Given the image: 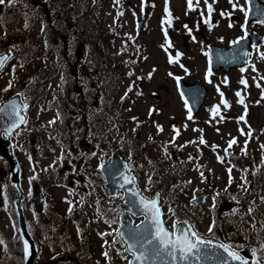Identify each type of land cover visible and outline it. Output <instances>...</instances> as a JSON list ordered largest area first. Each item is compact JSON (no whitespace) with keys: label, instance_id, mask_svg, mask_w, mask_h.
Returning a JSON list of instances; mask_svg holds the SVG:
<instances>
[{"label":"rangeland","instance_id":"rangeland-1","mask_svg":"<svg viewBox=\"0 0 264 264\" xmlns=\"http://www.w3.org/2000/svg\"><path fill=\"white\" fill-rule=\"evenodd\" d=\"M78 1L81 7L96 2L98 13L84 17L79 26L64 32L67 54L49 58L42 67L49 66V80L38 85L36 81L41 73L24 79L32 86L36 82L37 91L43 86L51 93L60 92L68 101L77 102L76 110L80 111L78 117L67 121L59 118L53 109L33 108L35 127H32V136L51 146L44 147L43 155L47 157L41 159L40 165L28 153L18 155L22 167L20 183L26 199L25 213L31 215L34 212L27 202L30 177H45L40 166L55 163L56 169L60 168L65 158L71 156L60 142L67 144L73 138L84 137L93 140L97 149L93 156H85L86 164L81 166L90 184L86 203L77 201L67 189L58 185H47L43 192L46 201H57L61 210H66L69 205L66 199L76 202L72 208L74 222L66 232L80 233L85 264H128L130 259L117 237L119 220H111L116 212L127 209L122 207V193L110 196L99 171L101 162L109 159L112 151H117L127 161L145 195L160 193L159 204L168 229L171 230L173 220H187L209 239L234 246L246 241L260 252V260L264 258L260 248L264 243V164L261 163L264 156L261 148L264 145V23H246L245 0H232L231 3L230 0H207V4L212 5L211 13L205 0H193L192 10L188 8L187 0H167L170 17L165 13V0H119V3L115 0H73V10H78ZM261 1L264 4V0ZM95 20L101 32L97 39L92 36L91 21ZM61 24L59 20L54 21L40 37L41 19L31 28L33 35L38 37L36 56L53 42L52 27ZM19 25L26 26L23 20ZM245 30H254L262 36L257 45L249 48L247 63L242 68L211 69L209 45H230L243 37ZM6 31L0 27V38ZM165 31L171 47L166 42ZM79 43L84 46L85 59L81 73L73 77L68 72V65L65 69V57L68 56V63L73 62ZM177 52L181 53L178 62L169 63V56L175 59ZM107 56H113L115 62L120 61L113 69L121 67L123 76L115 80L106 78V71L112 70L111 65L103 66ZM32 64L40 67L42 60L37 58ZM15 65L20 66V63L15 62ZM11 67L12 64L8 71ZM179 79L199 82L206 87L204 102L197 113L190 110L180 91ZM241 80L246 84H241ZM75 84H82L86 91L81 104L78 94L72 90ZM96 94L99 96L97 104L94 103ZM240 98L244 104L238 102ZM214 106H218V116L212 115ZM245 106L247 114L245 120L240 121L239 117L245 115ZM189 111L192 119L188 118ZM62 115L69 114L62 111ZM50 121L55 122L50 124ZM157 125L163 130L158 131ZM249 132L251 135H247ZM201 137L205 141L203 144L199 142ZM233 138L237 143L229 148L228 141ZM245 147L247 155L241 152ZM1 171L2 165L0 174ZM257 173L261 174L260 179L257 183L251 182L249 176ZM148 177L152 178V183L148 182ZM3 181L9 187L8 179L4 177ZM199 192L207 194L204 203L193 202ZM214 197L215 209L212 207ZM93 202L99 210L106 211L103 218L92 214ZM222 202L233 205L221 208ZM169 206L175 209V216L168 212ZM250 208L252 212H249ZM15 218L13 198L5 196V203L0 207V226L11 229ZM210 225L213 226L212 233L208 231ZM104 252L108 253L107 257ZM50 255L49 252L45 254L46 257ZM19 257H23V252Z\"/></svg>","mask_w":264,"mask_h":264},{"label":"snow or ice","instance_id":"snow-or-ice-1","mask_svg":"<svg viewBox=\"0 0 264 264\" xmlns=\"http://www.w3.org/2000/svg\"><path fill=\"white\" fill-rule=\"evenodd\" d=\"M17 0H7L9 5H14ZM116 3H119V0H115ZM232 0H230V3ZM6 0H0V5H4ZM207 4V0H205ZM165 13L170 17L169 10L167 8V0H165ZM189 10L193 9V0H187ZM234 8L236 4L233 3L232 5ZM208 12H212V5L207 4ZM143 11V6H142ZM122 15V13H121ZM223 15V13H221ZM248 13L245 12V16L247 17ZM264 15V13H261ZM264 22V21H262ZM163 23V21H162ZM169 25L171 23L170 19L168 21ZM205 23H208L206 20ZM187 28V25H185ZM248 35L247 33L245 34ZM166 42H167V32L165 31ZM245 39L241 37L240 40ZM233 41L232 43L237 44L240 42ZM168 43V47H171L170 42ZM163 47V45H162ZM167 50V49H166ZM181 53L177 52L175 59L172 56H169V63L178 62ZM264 58V57H262ZM10 59L9 55L0 54V68H3L6 62ZM211 69H209V74ZM131 75V73H129ZM151 75V74H149ZM171 75V73H170ZM241 84H246V81L241 80ZM259 86V85H258ZM12 87V82L9 81L7 88L4 91H7L8 88ZM131 89L129 88V91ZM219 90V89H218ZM19 95V94H18ZM236 95L240 97V93L237 92ZM127 96V92L125 93ZM223 97V93H221ZM124 99V97H121ZM225 106H227V102L222 99L221 101ZM240 104H244L243 98H240L238 101ZM28 107L27 104H20L17 103L15 99L8 101L7 103L0 102V114L9 116L11 118V123L8 126L0 128V132L3 133L5 137H9L12 133L14 128H17L20 124L26 123V118L24 115H21V109H26ZM187 107V103H186ZM151 114V110L150 113ZM219 110L218 106H214L212 109V115L218 116ZM247 114V108L245 106V115L239 117L240 121L245 120V116ZM189 119H192L191 112L189 111ZM223 118V117H221ZM135 119V117H133ZM55 121H50L49 123H54ZM157 130L162 131L163 129L161 126L157 125ZM176 134L178 135L179 132L174 128ZM19 133H17L18 135ZM241 134L244 135L245 133L241 129ZM247 135H251V132L247 133ZM201 144L205 143L203 137H201L200 141ZM237 143L235 138L228 141V147L231 148L234 144ZM245 145H247V141H245ZM261 148L264 149V145H261ZM227 153V149H225ZM241 152L244 155H247L246 147L241 149ZM191 158V157H190ZM218 159H222L218 157ZM261 163L264 164V156L261 157ZM100 167H104L103 162H101ZM128 167V165H125ZM229 174H231L232 169H228ZM247 172V169H244ZM203 175V173L201 174ZM36 177H30L31 180H35ZM242 180L245 178L242 176ZM148 182L152 183V178L148 177ZM190 183V181H189ZM232 183L231 175L229 178V184ZM126 185H132L131 188H126ZM136 178L134 176L126 175L123 176V183H121L120 188L124 189L126 192H130L132 197L134 198L131 203L134 207H137L142 210V213L145 217L144 221L140 225L136 226V229L129 232L127 234L128 241H126L127 247L125 251L129 252L133 257L132 260H128V264H199V262L203 259H206L209 255V250L212 251V254H216L217 250H222V253L225 254L222 258L221 264H229V261L237 262V264H249V261L246 257L241 255L238 248H242L243 246H236L233 248L232 245L227 243H214L212 240H206L201 237V235L195 230L194 225H191L189 221L184 220H173L171 230H169L165 226V220L163 219L164 213L162 212L161 206L158 203V197L160 193H156L155 197L149 198L143 195L137 188H136ZM244 187V185H241ZM245 190H247L245 188ZM218 195V194H217ZM138 198V199H137ZM235 199V197H233ZM193 202H196V197H193ZM213 209H215V197L213 198ZM72 211V208H69V212ZM235 209H233V213H235ZM253 209H249V212H252ZM168 212L175 216V209L171 206L168 208ZM134 215L136 213H133ZM215 222H213L214 224ZM209 233L213 232V226H209L208 228ZM119 236L123 238L125 236L124 232H119ZM3 243V240H0V244ZM24 247V257L27 259L30 255V248L29 243L27 240L23 241ZM261 250L264 251V243L260 246ZM252 257L255 258L257 255V249L253 248L251 250ZM103 255L105 257L108 256L107 252H104ZM252 264H259V261L253 259Z\"/></svg>","mask_w":264,"mask_h":264},{"label":"water","instance_id":"water-1","mask_svg":"<svg viewBox=\"0 0 264 264\" xmlns=\"http://www.w3.org/2000/svg\"><path fill=\"white\" fill-rule=\"evenodd\" d=\"M251 8H250V14L249 17H257L258 19H263L264 15H261V13H264L258 6V1L257 0H250ZM251 41V44L256 43V37L252 36V34H249V36L243 40H241L239 43L232 45L231 47L225 49L222 47H216V46H210V55H211V63L214 68H217L219 66H223L225 68H228L229 66H242L245 61H246V54H247V48H248V43ZM0 54H6V53H0ZM7 55V54H6ZM182 91L184 94L188 97L189 102L191 104V107L194 112H197L200 105L203 102V98L206 92V89L204 86H202L199 83H194V84H188L183 81L180 82ZM0 150L3 152V154L8 158L9 164H10V179L13 182L18 183L19 181V165L17 162L14 160L13 157H11L8 153V151H5L4 147H1ZM104 167H101L102 172L105 175V179L107 182V185L109 187V191L113 192L116 189H121L120 185L123 183V176L126 175H131L133 176L130 172L126 170V163L118 156L117 154L113 153L112 154V159L110 162H104ZM136 188L139 190L137 184L135 185ZM126 188H131L132 185H126ZM124 202L135 211L137 216H143V219L138 222L136 225H132V218L126 214L122 213L121 214V221L122 225L119 228V232H124L125 236L122 239V241L125 243L126 247V241H128L127 234L133 230L136 229L137 225H140L142 221H144L145 217L142 213V210L134 207L131 201L134 199L131 195L130 192H126L124 189ZM140 191V190H139ZM32 193H33V198L35 201L36 209L40 210L41 205H42V194L40 192V187L37 183H34L32 186ZM144 195V194H143ZM145 196V195H144ZM156 193L152 196L155 197ZM149 197V198H152ZM206 195L205 194H198L196 196V201L197 202H203L205 200ZM138 199V198H137ZM158 199V198H157ZM17 200V204H18ZM0 203H2V199L0 196ZM18 211L21 212V209L18 208ZM20 224H21V234L24 237V240H27L29 243V247L31 248V255L28 260H32L34 256V248H33V243L28 237L26 230L24 228V221L21 217L20 219ZM217 243V242H214ZM218 244V243H217ZM225 254L222 253V250H217L216 254H212V251L209 250V255L206 259H203L199 262V264H219L222 261V258L224 257ZM133 257L130 258L132 260ZM229 264H237V262H232L229 261Z\"/></svg>","mask_w":264,"mask_h":264},{"label":"flooded vegetation","instance_id":"flooded-vegetation-1","mask_svg":"<svg viewBox=\"0 0 264 264\" xmlns=\"http://www.w3.org/2000/svg\"><path fill=\"white\" fill-rule=\"evenodd\" d=\"M7 3V0H6ZM0 5V20L2 19V13H4V7L8 4ZM26 3L30 4L32 3V7L35 10H39L41 5H46L48 6L47 12L51 13L52 11V3L47 2L45 0H17L15 4L23 7L26 9ZM31 5V4H30ZM49 13V14H50ZM259 22H257L258 24ZM66 39H63V42H65ZM9 79L5 78L4 74L1 72L0 73V102H4L8 97H10L14 93H18L20 97L22 98L24 104H27L28 107L23 110V115L26 118V123L21 124L16 130L12 131L11 135L9 136V143L12 152L16 155L19 153H31L33 150L36 149V138L33 137L29 139V136H31V128L35 127L34 125V117L33 113L31 111V107L33 105V96L34 93L32 92L31 85L30 84H24V85H15L12 82V87L8 88L7 91H4L5 88H7ZM17 133H19L17 135ZM2 139H5V136L2 133ZM78 140L76 141L77 145ZM69 150L71 151V157L70 159L63 165L64 171L59 173L58 176L54 179L55 182L60 183V179L65 171H70L69 175L67 176V185L71 189V192L77 193L79 195V188L78 185H76V180L80 183L84 181V177L82 173H79L78 169L80 167V163H82V158L84 156V151L78 150L73 142L69 143ZM4 162L3 159L0 158ZM1 163V162H0ZM5 164V162H4ZM6 166V164H5ZM7 167V166H6ZM77 172V173H76ZM5 177V168L2 165V171L0 174V186H1V191L2 195L8 196L9 194H14V187L9 184V187L5 186V183L3 181ZM56 183V184H57ZM83 192L85 193V188H82ZM1 239H3L4 234L0 233ZM242 248L237 249L238 251L242 249L243 252L247 253L246 250H251L249 244H243ZM255 260L258 261L257 257L254 258ZM0 264H4V261H0ZM35 264H41L40 260H36ZM259 264H264V261H259Z\"/></svg>","mask_w":264,"mask_h":264},{"label":"trees","instance_id":"trees-1","mask_svg":"<svg viewBox=\"0 0 264 264\" xmlns=\"http://www.w3.org/2000/svg\"><path fill=\"white\" fill-rule=\"evenodd\" d=\"M88 11H89L90 13H92L93 9H92V10H91V9H89Z\"/></svg>","mask_w":264,"mask_h":264}]
</instances>
